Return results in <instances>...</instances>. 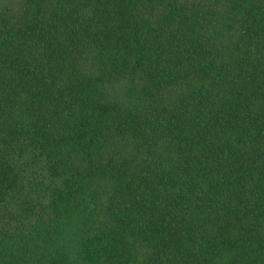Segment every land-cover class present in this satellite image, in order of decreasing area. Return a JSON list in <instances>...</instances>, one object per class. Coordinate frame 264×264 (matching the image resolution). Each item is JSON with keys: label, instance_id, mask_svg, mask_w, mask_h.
Instances as JSON below:
<instances>
[{"label": "trees", "instance_id": "trees-1", "mask_svg": "<svg viewBox=\"0 0 264 264\" xmlns=\"http://www.w3.org/2000/svg\"><path fill=\"white\" fill-rule=\"evenodd\" d=\"M0 264H264V0H0Z\"/></svg>", "mask_w": 264, "mask_h": 264}]
</instances>
